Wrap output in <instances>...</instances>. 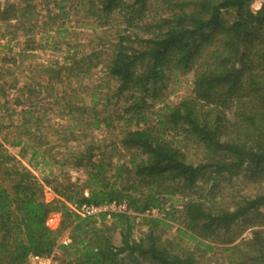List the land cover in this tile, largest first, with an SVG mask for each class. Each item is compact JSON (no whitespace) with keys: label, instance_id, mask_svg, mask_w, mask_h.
<instances>
[{"label":"trees","instance_id":"obj_1","mask_svg":"<svg viewBox=\"0 0 264 264\" xmlns=\"http://www.w3.org/2000/svg\"><path fill=\"white\" fill-rule=\"evenodd\" d=\"M64 1L53 0L60 13L65 10L61 5ZM152 1L79 0V4L86 15L97 18L118 10L126 12L132 24L144 19ZM163 2L166 16L160 18L150 37L136 45L139 41L123 36L113 50L108 73L119 83L114 97H129L122 111L106 115V110H99L101 99L96 92L91 94L94 105L72 96L65 95L62 101L51 95L63 108L59 117L71 122L65 129L71 131L70 136L63 137L66 144L70 140L84 141L89 137L87 131L115 128L124 122L125 129L115 148L135 151L128 161L112 163V156L97 153L100 147L94 142L70 153V163L57 159L55 145L49 146L51 142L44 134L54 127L50 123L53 118L43 106L14 110L9 117L19 115L18 125L12 121L5 126L0 116V264H27L30 254L51 255L56 249L67 257V262L61 264H197L194 254L172 252L154 231L136 238L135 222L128 215L114 214L111 225L104 222L103 215L98 226L97 219L81 218L69 204L127 201L136 213L161 208L166 214L164 219H145L151 228H157L169 226V219L175 218L173 206L171 210L165 208L166 197L199 194L201 183L226 175L244 173L255 180L264 176V5L255 10V0ZM35 10L32 0L0 6V26L14 30L9 33L14 34L13 38L20 32L30 40L26 25ZM76 53L66 56L65 63L57 62L45 69L50 85L64 83L63 71L80 79L97 66L94 55L87 58ZM194 68L193 95L166 107L153 123L146 114L151 108L150 97L159 95L167 71L188 72ZM18 87L17 79L9 83L0 73V100ZM35 92L29 88V95ZM105 96L110 105L113 97L110 93ZM16 105L24 106L19 100ZM12 127L19 131L13 139L3 133ZM182 135L183 141L193 140L203 146L202 161L192 162L182 149L186 145L182 147L175 141ZM10 147L20 149V158ZM29 150V164L37 167L38 159L46 166L70 164L85 173V180L69 179L62 185L55 179L59 199L46 201L42 185L22 161ZM53 182L46 181L49 185ZM244 201L232 210L216 211L199 196L184 205L183 215L195 239L212 238L217 231L263 208L264 194ZM53 213L62 215L58 229L48 226ZM66 232L71 242L59 244ZM257 247L260 255L254 258V264H264V245Z\"/></svg>","mask_w":264,"mask_h":264},{"label":"rangeland","instance_id":"obj_2","mask_svg":"<svg viewBox=\"0 0 264 264\" xmlns=\"http://www.w3.org/2000/svg\"><path fill=\"white\" fill-rule=\"evenodd\" d=\"M23 1L0 0V6ZM126 1L132 3L134 0ZM163 1L153 0V4L151 3L148 8L144 19L129 24L125 17L126 12L119 10L108 17L97 18L86 15L82 5L79 4V0L64 1L61 4L65 9L62 13L59 12L53 0H32L33 4L36 5L35 16L26 25L32 41L20 32L17 38H13L14 34L9 33H13L14 30L7 31V27L0 26V73L8 79L9 83L15 79L19 81L18 89L9 91L8 97L0 100L2 105L0 106V116L1 118L4 117L5 126L12 124V121L14 125L19 124V115L9 117L14 110L21 111L24 107L28 108L31 105H36L37 108L43 106L49 110V117L53 118L50 123L54 124V127L51 131H44V134L47 136L46 140L51 142L49 146L55 145L54 152L57 154V159L70 163L72 161L68 159L70 153L82 151L85 143L94 142L98 148L100 147L97 153H104L106 158L112 156V163H117L119 159L122 160V163L128 161L136 152L115 148L119 146L121 135L125 129L124 122L116 124L115 128L104 127L87 131L89 137L84 138V141L70 140L66 144L63 137L70 136L71 131H65V129L68 125H71V122L59 117V113L63 111V108L56 103V98L51 95L61 100L65 95L72 96L78 98L80 102L94 105L93 103L96 102H91V94L96 92L101 99L97 105L99 110H106V115L112 114L113 111H122L124 105L129 103V101L127 102L129 97L128 95L120 99L114 97L119 83L111 78L108 73L113 50L123 36L139 41L136 45H140L141 40L150 37L156 31V25L160 18L166 16ZM263 5L261 0H255L252 7L255 10H260ZM51 16H56L57 19L53 20ZM5 34L8 36L4 38L3 35ZM75 51L79 57L87 56L89 58L94 55L92 59L94 63H97V66L90 73L82 76V81H80L81 78H73L68 72L63 71L64 83L54 82L50 85L45 69L57 62L60 65L63 62L65 63L64 58ZM5 57L6 61H4ZM195 69L188 72L175 69L167 71L166 83L162 86L159 95L155 98L150 97L151 108L146 114L153 123L157 122L158 114L164 113L166 107L175 106L182 99L193 95ZM9 72L14 75L8 76ZM38 84L43 87L37 86ZM54 85L55 90L52 89ZM30 87L36 89V92L32 95H29ZM106 93H110V96L113 97L111 100L113 106L108 104ZM18 100L23 101L24 106H17L16 102ZM18 132L12 127L10 130L5 128L3 133L9 134L10 138L13 139L18 135ZM176 138L175 141L180 146L185 147L186 145V148L182 149H185L192 162L203 160L202 145L193 140L183 141V135L179 136L178 140ZM10 151L20 158L19 148L10 147ZM31 153V150H29L28 156L22 161L37 177L43 188L42 195L48 202L59 199L54 190V186L58 182L66 185L69 179L76 182L79 179L84 181L86 178L82 170L74 168L70 164L63 167L58 165L46 166L43 162L41 163V159L35 161L39 163L37 167L29 164ZM47 179L55 182H53V185H49L46 183ZM198 190L199 194L186 193V195L179 194L165 198V201H167L165 208L171 210V206H173L171 211L175 213L174 220L169 219V226L160 225L157 228H151L152 226L148 224L149 221L131 217L136 225L134 236L141 238L150 231H154L160 237L161 243L172 252L180 255L194 254L197 264H254V258L260 255L257 246L264 245V207L259 211L251 212L230 228L217 231L212 238L200 239H195V236L189 230L188 222L183 215V209L190 199L200 196L202 201H205L207 206L213 210H232L238 204L245 202L246 198L264 194V176L255 180L247 177L244 173L236 176L226 175L219 177L216 181L201 183ZM52 218V228L58 229L61 226L62 215L53 213L50 216V219ZM104 222L111 225L113 220H105ZM98 223V226H101L102 221ZM67 233L62 237L68 236ZM200 242L210 247L201 245ZM58 258L60 264L63 261L67 262V257L61 250H59Z\"/></svg>","mask_w":264,"mask_h":264},{"label":"built area","instance_id":"obj_3","mask_svg":"<svg viewBox=\"0 0 264 264\" xmlns=\"http://www.w3.org/2000/svg\"><path fill=\"white\" fill-rule=\"evenodd\" d=\"M71 209L76 212L81 218H94L98 221H102L103 215L105 220H111L114 214H124L130 217H137L142 219L147 218H159L164 219L166 217L165 211L161 208H150L144 213H136V211L129 205L127 201H113L111 203L95 205L84 204L79 206L77 204H69ZM53 218L48 220V226L52 228L51 222ZM71 242L69 236H64L59 240V244L67 245ZM59 249H56L51 255H39L30 254L27 260V264H60L59 261Z\"/></svg>","mask_w":264,"mask_h":264},{"label":"water","instance_id":"obj_4","mask_svg":"<svg viewBox=\"0 0 264 264\" xmlns=\"http://www.w3.org/2000/svg\"><path fill=\"white\" fill-rule=\"evenodd\" d=\"M262 1V3L264 4V0H261Z\"/></svg>","mask_w":264,"mask_h":264},{"label":"crops","instance_id":"obj_5","mask_svg":"<svg viewBox=\"0 0 264 264\" xmlns=\"http://www.w3.org/2000/svg\"><path fill=\"white\" fill-rule=\"evenodd\" d=\"M56 216H57V218H59L58 215H56ZM56 220H57V219H56Z\"/></svg>","mask_w":264,"mask_h":264}]
</instances>
